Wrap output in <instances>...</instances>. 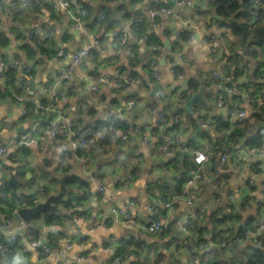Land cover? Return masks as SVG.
<instances>
[{"label":"crops","instance_id":"crops-1","mask_svg":"<svg viewBox=\"0 0 264 264\" xmlns=\"http://www.w3.org/2000/svg\"><path fill=\"white\" fill-rule=\"evenodd\" d=\"M144 1L82 0L89 37L72 30L68 15L55 13L48 0L29 9L21 5V0H13L6 10L0 11V50L8 58L15 56L29 63L34 89L27 94L41 102L49 98L48 93L42 92L41 85H52L68 61L55 57L57 49L70 52L95 37L104 42L102 52L83 58L77 65L71 79L63 86L66 99L58 101L54 109L40 118L45 122L58 120L59 111L71 105L73 109L68 118L76 120L81 130L106 133L103 142L80 152L85 156L84 164L78 161L72 165L71 170L89 176V181L81 179L86 184L75 181L68 186L66 199L72 196L76 201L78 216H69L74 208L69 205L68 213L60 215L54 224L44 222L45 214L42 223H32L52 248L61 246L67 237H73L74 244L65 259L41 253L22 237L24 226L19 219L2 214L0 232L3 237L18 235L12 244L14 255L8 264H109L117 253L127 252L135 254L136 264L153 261L155 264H194L195 257L205 258L200 264L246 263L253 245L251 240L234 243L228 248L215 243L218 237L234 235L249 219L250 223L260 220V204L264 200V167L258 157L247 153L239 160L231 159L226 163L219 159L216 138L227 129L239 128L244 120L252 122L258 111L250 107L245 98L233 104V97L225 93V104L221 107L215 104L222 91L218 81L212 78L217 57L211 49L218 45L229 54L233 35L229 39L224 36L229 29L216 14L215 0H193L192 7L182 8L170 4L171 0H162L171 5L173 12L159 15L155 27H146L151 43L141 36L120 46L113 39L102 37L110 28L134 23L143 17L144 10L139 17L132 14L145 5ZM101 15L104 18L101 19ZM33 30L36 34L29 36ZM183 32H188L186 40L180 39ZM167 40L171 50L180 53L179 59L175 60L169 53L165 46ZM150 59L154 60L153 64L148 62ZM248 62L241 76H253L256 61L248 59ZM171 65L175 66L176 73L183 75L180 81L171 73ZM155 69L160 73L158 80L151 76ZM99 76L111 80L99 91L91 92L89 88L97 83ZM131 78L137 82H132ZM9 83L12 87L16 84L12 80ZM156 84L159 86L154 90ZM261 89L264 91V83ZM129 100L134 104L128 105ZM84 103L87 108H80ZM24 106V102L12 99L9 93L0 96L1 142H9L17 134L30 130L33 120L23 114ZM155 108L166 112L165 121H157ZM241 108L246 111L242 119L236 114ZM111 109L119 110L124 118L120 123L122 127L117 124L114 134L105 129L109 120L106 114ZM175 113L179 118L177 123L172 119ZM205 115H210L214 124L202 129L199 119ZM122 134H128V138L120 140L118 136ZM167 136L187 141L186 147L175 145L170 157L161 154L158 144ZM37 139V146L31 145L28 149L29 159L14 146L0 156V184L3 176L7 180L19 172L22 174L19 191L39 201L46 197L37 194L41 184L46 185L47 195L57 191L58 180L51 178L62 175L59 159H70L71 154L67 138L39 134ZM233 143L236 146L245 144L244 138ZM137 148L140 158L135 161ZM196 150L207 152L209 160L201 167V179L191 187L193 203L189 205L177 199L174 211L163 213L165 228L162 234L123 223L114 215L113 208L118 207L136 213L141 223L153 219V212L143 205L131 206V199L140 197L143 202L159 204L158 193L163 187H168L172 193L178 192L184 180L185 164ZM167 166L169 169L164 172ZM97 179L105 186L104 194L95 190ZM249 179L256 182L255 194L251 197L247 194ZM244 201L251 203L249 210L244 209ZM227 206L241 212L234 223L226 221ZM194 212L199 213L197 219L190 217ZM223 216L225 220H219ZM97 223L106 227L96 226ZM79 232L85 234L83 242L76 239ZM204 234L209 246L204 250L194 249ZM106 245L112 249L103 251L101 247ZM122 249L125 251L121 252ZM156 250L159 251L157 255ZM80 256L85 259L77 260ZM0 264H3L1 255Z\"/></svg>","mask_w":264,"mask_h":264},{"label":"built area","instance_id":"built-area-1","mask_svg":"<svg viewBox=\"0 0 264 264\" xmlns=\"http://www.w3.org/2000/svg\"><path fill=\"white\" fill-rule=\"evenodd\" d=\"M42 0H21V5L24 8H32L33 6L39 4ZM50 2L51 8L55 13L65 12L68 15L70 21V27L72 30L78 31L79 34L89 37V32L85 24V7L82 0H48ZM174 5L178 7H192L194 5L193 0H171ZM256 8H263V0H253ZM13 0H0V11L6 10L9 5H11ZM145 7L143 17L138 18L143 19L147 28L151 29L157 25V17L159 15H171L173 10L171 5H166L162 0H145ZM136 10V9H135ZM104 18L101 15V19ZM36 31L33 30L29 32V36L35 35ZM103 38H111L118 45L125 46L129 43L130 39L133 37H141L134 27L133 22L124 24L118 28H110L102 34ZM224 36L229 39L231 38L230 31H225ZM178 39L175 38V41ZM104 50V42L102 38L95 37L89 38L83 46L78 47L73 51H66L63 48L57 49L55 57L57 59H67V63L63 65L60 73L56 76L54 82L50 86L41 85V90L43 93H48L49 98L44 102L39 99H33L27 93L33 92L30 87V81L32 80L31 67L29 63L21 60L18 57L8 58L3 50H0V96L3 94H10L12 99L17 101H22L25 103L22 111L23 114L33 120L32 126L29 131L17 134L9 142L0 141V156L5 154L9 147L14 146L17 149H25L23 156L25 159L30 158V154L27 151L31 145L38 144L37 136L39 134H45L50 137H63L69 140L68 150L71 154L70 159L60 158L59 165L61 169L71 170L74 162L81 161L83 164L86 159L80 152L88 150L93 145L101 143L104 141L106 133L105 131L98 132H85L80 129L78 122L74 119H69L68 115L72 111L73 107L67 105L63 110L59 111L58 120H48L41 121L47 111L55 108V105L60 100L66 99V93L63 86L68 83L71 79L77 65L81 62L83 58L93 56L96 53L102 52ZM212 52L217 57L216 69L212 72V78L218 81V85H224V89L221 90L222 93L216 97L215 104L221 107L225 104L224 94L233 97L232 103L235 104L239 98H245L250 107L259 110L260 107L264 105V91L258 88L257 85L251 86L249 83L262 82L264 78L262 76H257L256 78L248 77L247 74L235 77L232 73L233 64L229 60L228 53L220 46H213ZM180 58V55L178 59ZM150 63H154L153 59L148 60ZM13 69L16 71V86H10V78L7 76V71ZM171 73L175 74L176 79L180 81L183 78L181 73H176L175 66L171 65ZM153 79L158 80L160 78V73L158 70H153L151 72ZM111 79L104 76H99L97 78V83L90 86L89 90L91 92H96L100 90V87L109 82ZM132 82H137V79L131 78ZM23 92V93H22ZM27 104L30 106L27 107ZM128 105L134 104L133 100L127 101ZM82 109L87 108V104L84 103L80 106ZM157 121H165L167 119V114L163 110L157 108L154 109ZM236 114L239 118H243L246 115L244 109H238ZM106 117L111 121L106 126V131L109 133H115L117 127L115 125L116 121H122L124 119L120 114L119 110L111 109L107 112ZM174 122H178V114L172 117ZM214 124V120L210 115H205L200 117L199 125L202 129L211 127ZM233 135V129H227L221 135L216 138V143L220 148L219 159L222 163L230 162L231 159L239 160L242 155L247 153H252L262 163L264 167V142L258 146H249L246 144H241L236 146L231 140ZM120 140H125L128 138V134H122L118 136ZM175 145L179 147H186L187 141H178L174 136H167L160 140L158 144V150L161 154L170 157L173 155V148ZM140 158V149L137 148L134 151V160L138 161ZM209 160L208 153L201 150H196L192 153L190 160L185 164L184 167V180L180 186L178 192L172 193L168 187H163L158 193L159 204L155 202H143L140 197H135L131 199V206L143 205L148 211L154 213L153 219L147 221L146 223H141L139 217L136 213L130 212L125 209H119L118 207L113 208L114 215L119 218L123 223H132L139 225V227L153 234H162L164 232V212L172 213L174 211V203L177 199L183 200L186 204L191 205L193 203V197L191 193V187L196 185L201 179V167ZM178 165V163H177ZM169 167H164V172H167ZM249 187L247 189L248 196H253L255 194L256 182L253 179L248 181ZM10 188V183L5 180L0 184V206L5 207L6 201L9 198L8 190ZM46 185L41 184L39 192L37 194L42 195V197L47 196ZM95 190L97 193L104 194L106 192L105 186L102 184L101 180L97 179ZM218 201V198L214 199ZM71 207H74L71 211L72 217L78 216L76 210V201L72 200L70 203ZM243 207L246 210L251 208V203L249 201L243 202ZM260 213L262 218L254 219L249 226H243L242 232L238 234L237 232L230 237H218L215 243L221 247H231L234 243H240L243 241L251 240L253 245L260 246L264 243V200L260 204ZM199 213L194 212L190 214V217L197 219ZM241 215V212H235L230 206L225 207L226 221L235 222L237 217ZM17 218L16 209H13L12 215ZM18 219V218H17ZM22 226H24V231L22 232V237L39 252L52 255L59 259H65L67 252L72 248L74 244L73 237H67L61 246L57 248H52L36 231L33 224H26L19 219ZM96 226L106 227L105 225L96 224ZM204 239L207 235L204 234ZM18 239V235H10L8 239L3 237L0 232V255L3 257V264H8L11 257L14 255L13 242ZM76 239L79 242H83L85 239V234L77 233ZM119 239H116L118 241ZM209 246L207 240L193 246L194 249L204 250ZM103 251H110L112 247L110 245L102 246ZM25 252V250H22ZM159 253L158 250L155 251V255ZM85 258L80 256L77 260H84ZM205 258L195 257L194 264H200ZM247 262V257L246 261ZM109 264H136V256L133 252H127L124 254L117 253ZM151 264H155L153 261ZM246 264V263H245Z\"/></svg>","mask_w":264,"mask_h":264},{"label":"trees","instance_id":"trees-1","mask_svg":"<svg viewBox=\"0 0 264 264\" xmlns=\"http://www.w3.org/2000/svg\"><path fill=\"white\" fill-rule=\"evenodd\" d=\"M264 1V0H263ZM215 11L231 34L233 35V41H231L229 47V60L233 64L232 73L235 77L241 76L247 68L248 59L256 61V66L253 71V78L262 76L264 78V7L256 8L253 0H215L214 1ZM129 16V13H126ZM254 16V17H253ZM146 22L141 19L134 22V27L138 34L142 37L147 38L146 42L151 43L150 37L146 33ZM188 32H183L180 39L186 40ZM7 76L10 81L16 82V71L9 69ZM264 81L249 83L251 86L262 88ZM16 86V84L14 85ZM30 105L27 104V107ZM262 110V112H261ZM253 121L249 122L244 120L240 124L239 128L233 130L231 140L239 143L244 138V143L249 146H258L264 142V105L260 107L253 115ZM111 121L108 120L105 125L107 126ZM122 121H116L115 125L120 124ZM23 155L25 149H18ZM28 151V150H27ZM67 169H62V174ZM19 172L14 175V179L17 183L20 182ZM51 180L57 181V178H51ZM78 181L86 184L83 180L76 176H72L67 180V185L70 186L73 182ZM19 186H13L10 183L8 190L9 198L6 201V206H0V215L5 214L8 216L12 215L13 209H17L23 206H32L37 200L32 197L23 194L21 191H17ZM47 189V188H46ZM72 201V196H69L65 201V206L68 207ZM70 217L72 213L70 212ZM60 218V215L51 213L45 214L44 222L46 224H54L56 220ZM219 220L224 221L225 216ZM250 219L246 221L245 227L250 225ZM242 232V227L237 228V233ZM206 241L204 238H200L197 244ZM123 250V251H122ZM124 252L125 249H122ZM246 264H264V243L260 246L252 245L249 252L247 253Z\"/></svg>","mask_w":264,"mask_h":264},{"label":"water","instance_id":"water-1","mask_svg":"<svg viewBox=\"0 0 264 264\" xmlns=\"http://www.w3.org/2000/svg\"><path fill=\"white\" fill-rule=\"evenodd\" d=\"M170 4H174L172 1H170ZM145 7L143 4L141 8H138L134 10L133 16L134 17H139L140 15L143 14L142 9ZM76 33H79L76 31ZM165 46L168 48L169 53L172 55V57L177 60L180 53H174L171 50L169 41L167 40L165 42ZM159 85L154 86V90L158 87ZM30 87L33 90L34 89V83L33 80L30 81ZM224 89V85H221V90ZM262 112V110H261ZM264 171V169H263ZM76 176L80 179H83L85 181H89V176L84 175L81 172H77L74 170H68L64 172L61 176L57 178L58 180V189L56 192H52L48 194L44 199H41L37 202H35L34 205L32 206H23L19 207L16 209V215L17 218L23 221L26 224H32V223H42L43 222V216L44 214H51L55 213L58 215L62 214H67L68 209L64 205L66 201V194L68 190V185H67V180L72 177ZM2 181L6 180V177L1 178ZM7 181L11 183L13 186H17V180H15L13 177L7 178ZM19 191V189H17Z\"/></svg>","mask_w":264,"mask_h":264},{"label":"rangeland","instance_id":"rangeland-1","mask_svg":"<svg viewBox=\"0 0 264 264\" xmlns=\"http://www.w3.org/2000/svg\"><path fill=\"white\" fill-rule=\"evenodd\" d=\"M21 180H22V178H21Z\"/></svg>","mask_w":264,"mask_h":264}]
</instances>
